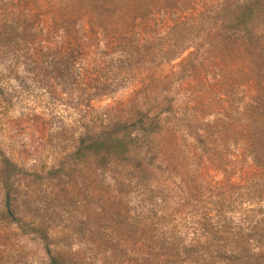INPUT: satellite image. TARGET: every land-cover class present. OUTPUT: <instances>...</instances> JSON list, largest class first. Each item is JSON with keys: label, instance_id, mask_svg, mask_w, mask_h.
<instances>
[{"label": "rangeland", "instance_id": "obj_1", "mask_svg": "<svg viewBox=\"0 0 264 264\" xmlns=\"http://www.w3.org/2000/svg\"><path fill=\"white\" fill-rule=\"evenodd\" d=\"M7 2L0 0V264H49L56 253L66 264H188L212 239L217 215L244 230L264 221V167L235 135L250 100H264V15L252 32L261 46L244 43L240 53L235 40L231 63L208 64L211 51L196 40L147 80L123 83L120 54L91 31L82 41L34 32L30 48L7 41L25 35L11 25L18 18ZM186 33L203 34L191 25ZM248 52L261 59L250 70L242 64ZM138 112L159 125L146 139L148 178L99 153L73 160L80 139L117 130ZM194 240L197 252L186 245Z\"/></svg>", "mask_w": 264, "mask_h": 264}, {"label": "trees", "instance_id": "obj_2", "mask_svg": "<svg viewBox=\"0 0 264 264\" xmlns=\"http://www.w3.org/2000/svg\"><path fill=\"white\" fill-rule=\"evenodd\" d=\"M7 5L11 18H18L11 20V25L25 33L8 37L7 41L30 48L34 32L57 31L68 39L82 41L91 31L103 38L107 48L120 54L123 83L135 77L138 82L147 80L154 68L178 57L196 40L211 51L207 63L212 66L231 63L239 44L240 53L244 43L253 50L261 46L252 32L253 22L264 15V0H8ZM80 20L88 30L83 29ZM190 25L203 32L201 37L186 33ZM237 39L241 41L234 48ZM259 56L248 52L242 64L250 70L251 65L261 61ZM143 62L149 64V70L143 68ZM245 108L235 135L245 143L252 161L264 167V100L251 99ZM235 120L238 122V118ZM158 128L156 118L138 112L136 118L119 123L117 130L80 139L73 160L83 161L87 154L99 153L127 166L134 177L143 181L152 173L151 162L144 157L146 139ZM244 229L230 228L225 218L217 215L209 233L212 239L201 244L200 254L191 256L188 264H264V221L247 223ZM201 235L209 237L205 231ZM165 244L173 246V242ZM186 245L197 252L195 240ZM194 257H199V262ZM48 258L49 264H66L57 253Z\"/></svg>", "mask_w": 264, "mask_h": 264}]
</instances>
